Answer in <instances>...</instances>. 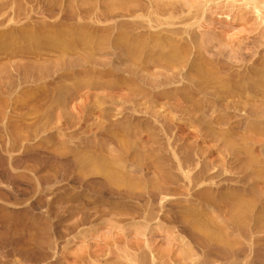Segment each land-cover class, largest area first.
<instances>
[{
    "label": "rangeland",
    "instance_id": "obj_1",
    "mask_svg": "<svg viewBox=\"0 0 264 264\" xmlns=\"http://www.w3.org/2000/svg\"><path fill=\"white\" fill-rule=\"evenodd\" d=\"M152 1L0 0V264H264V21Z\"/></svg>",
    "mask_w": 264,
    "mask_h": 264
},
{
    "label": "bare ground",
    "instance_id": "obj_2",
    "mask_svg": "<svg viewBox=\"0 0 264 264\" xmlns=\"http://www.w3.org/2000/svg\"><path fill=\"white\" fill-rule=\"evenodd\" d=\"M173 1L171 0L170 1L168 0L152 1V4H154L155 22L158 24V26H168L169 28H171V32L172 31L181 32V30L183 29L185 30V32L188 30L191 31L192 30L191 28H195V26L198 30H201L204 28V30L207 29V32H209L211 30V29L209 30L211 25L208 26L209 25L207 23L208 19L211 17V14L213 13V11H215V13H218L220 16L221 15L225 16L224 12L221 13L222 12L221 8L223 6L227 8L232 7V9H235V7L236 8L246 7V9L248 10L251 9L253 11L260 13L259 15L261 16L262 22L264 21V0H194V2L190 4L189 6H185V5L180 6L181 4L178 5L177 3ZM219 10L221 12H217ZM229 14L230 13H228V15ZM159 15H161L162 18H158ZM228 15L226 16L227 18L230 17ZM193 32H194V29H193ZM202 32L200 33L202 34Z\"/></svg>",
    "mask_w": 264,
    "mask_h": 264
}]
</instances>
